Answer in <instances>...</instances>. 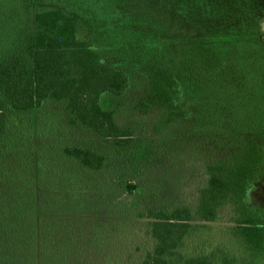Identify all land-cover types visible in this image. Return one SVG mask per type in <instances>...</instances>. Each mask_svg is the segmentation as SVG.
<instances>
[{"label":"trees","instance_id":"trees-1","mask_svg":"<svg viewBox=\"0 0 264 264\" xmlns=\"http://www.w3.org/2000/svg\"><path fill=\"white\" fill-rule=\"evenodd\" d=\"M207 9L219 24L204 39L130 31V42L97 44L66 7L0 0V264L76 258L70 226L88 198L68 187L71 171L42 163L48 154L34 146L48 100L64 104L67 126L99 140L60 144L57 153L86 170L114 168L127 191L136 189L129 175L152 164L158 143L116 114L139 70L145 97L134 109H156L153 132L189 122L221 155L205 162L196 203L142 209L153 242L137 264H264V0H208ZM224 213L225 242L188 251L190 233Z\"/></svg>","mask_w":264,"mask_h":264},{"label":"rangeland","instance_id":"rangeland-1","mask_svg":"<svg viewBox=\"0 0 264 264\" xmlns=\"http://www.w3.org/2000/svg\"><path fill=\"white\" fill-rule=\"evenodd\" d=\"M41 1L66 7L80 16L90 26L88 37L97 44L130 42L134 39L130 31L148 37L204 39L211 27L219 24L218 19L206 12L208 0ZM260 23L264 24V18ZM134 78L121 97L124 107L116 117L123 126L134 124L142 137L154 138L158 149L150 166L129 175L130 181L136 184L132 192L120 184L114 168L86 170L57 153L60 144L99 142L91 132L66 125L62 102L48 100L33 123L36 128L34 146L42 149L41 154H48V158L42 157V163L65 166L71 171L68 187L72 184L79 196L88 198L72 216L75 218L70 226L71 237H74L72 249L76 254L72 264H137L153 242L149 220L139 214L142 209L158 204L196 203L199 189L206 182L205 162L221 155L220 149L212 147L216 142L211 136L207 140L202 134L201 138L192 133L194 126L189 122L179 121L154 133L156 109L150 108L145 113L134 109L135 103L145 97L146 75L139 70ZM68 187L63 186L64 190ZM201 223L186 239L188 251L196 252L227 239L228 214H222L216 221Z\"/></svg>","mask_w":264,"mask_h":264}]
</instances>
